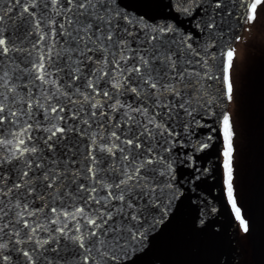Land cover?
Returning <instances> with one entry per match:
<instances>
[{
    "label": "snow or ice",
    "instance_id": "obj_1",
    "mask_svg": "<svg viewBox=\"0 0 264 264\" xmlns=\"http://www.w3.org/2000/svg\"><path fill=\"white\" fill-rule=\"evenodd\" d=\"M261 15L264 0H0V264H264L242 183L264 71L249 92L236 47Z\"/></svg>",
    "mask_w": 264,
    "mask_h": 264
},
{
    "label": "flooded vegetation",
    "instance_id": "obj_2",
    "mask_svg": "<svg viewBox=\"0 0 264 264\" xmlns=\"http://www.w3.org/2000/svg\"><path fill=\"white\" fill-rule=\"evenodd\" d=\"M245 28H251V32L241 30V41L237 42L236 47L240 49L247 47V51L252 59H256L258 66H252V71H247L248 91L258 89L262 71H264V15L259 16L252 25H245ZM247 37L248 41L245 45L242 43L244 38ZM231 107V105L229 106ZM244 112L249 113L251 117V123L245 120V128L249 138V142L244 151L248 154V164L258 162L260 164L259 169L255 172L254 168V181L251 182L249 188V197L251 198L254 191L257 188L258 183L262 177L264 167V135H262L261 123L264 120V112L261 111V102L258 91L255 95L245 98ZM243 130V129H242ZM248 202V203H249ZM250 205V203H249Z\"/></svg>",
    "mask_w": 264,
    "mask_h": 264
},
{
    "label": "water",
    "instance_id": "obj_3",
    "mask_svg": "<svg viewBox=\"0 0 264 264\" xmlns=\"http://www.w3.org/2000/svg\"><path fill=\"white\" fill-rule=\"evenodd\" d=\"M249 203H250V207L253 209L255 213L256 228H257V233L259 234L261 230H264V167L260 182L258 183L257 188L254 191V194L251 198V202ZM216 219L219 220L225 219V213L222 212L220 216L216 217ZM228 234L231 235V229H229ZM177 258L196 260V259H200L201 257L195 251H192L185 253Z\"/></svg>",
    "mask_w": 264,
    "mask_h": 264
},
{
    "label": "rangeland",
    "instance_id": "obj_4",
    "mask_svg": "<svg viewBox=\"0 0 264 264\" xmlns=\"http://www.w3.org/2000/svg\"><path fill=\"white\" fill-rule=\"evenodd\" d=\"M240 47L237 46V55L239 56L240 54ZM252 66H258V63L256 62V59H250L249 62V67H248V72L252 71L251 69L253 68ZM245 120L249 123H251V117L249 115V113H245ZM260 164L258 162L254 163V166L251 164L246 165L244 173H243V179H242V183L245 184L246 188H247V196H248V200L247 203L250 201V197H249V188L251 185V182L254 181V173L257 172V170L259 169ZM255 168V170H254ZM255 172H254V171ZM249 204V203H248Z\"/></svg>",
    "mask_w": 264,
    "mask_h": 264
}]
</instances>
